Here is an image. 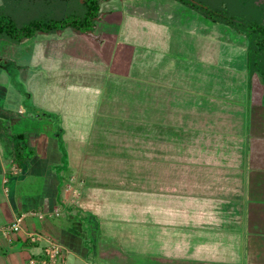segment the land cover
<instances>
[{
  "label": "crops",
  "instance_id": "1",
  "mask_svg": "<svg viewBox=\"0 0 264 264\" xmlns=\"http://www.w3.org/2000/svg\"><path fill=\"white\" fill-rule=\"evenodd\" d=\"M189 13L177 0H101L92 31L44 33L69 39L76 57L94 58L91 82L78 75L70 89H92L95 97L108 82L99 81L104 69L110 75L112 62L132 52L137 65L117 72L151 91L143 195H130L126 183L135 184V175L125 179L119 164L96 156H103L90 142L98 104L87 113L74 104L72 116L42 108L58 116V127L5 107L0 85V108L19 113L10 117L12 131L28 133L37 152L23 166L0 154V226L22 218L19 231H0V264H28L41 252L30 231L60 241L69 264H117L115 248L149 257L148 264H264V94L252 97L248 77L239 81L236 48L222 53L213 35L192 32ZM159 89L167 96L158 97ZM123 234L132 244L122 245Z\"/></svg>",
  "mask_w": 264,
  "mask_h": 264
},
{
  "label": "rangeland",
  "instance_id": "2",
  "mask_svg": "<svg viewBox=\"0 0 264 264\" xmlns=\"http://www.w3.org/2000/svg\"><path fill=\"white\" fill-rule=\"evenodd\" d=\"M195 1L214 12L226 11L230 15L264 24V0ZM75 2H79V0H71L69 6L63 1L60 2L61 8L55 12L56 15L63 16L71 12V9L74 11ZM23 4L25 3L22 0L17 2L14 0H0V7L5 6V11L18 14L19 18L22 16L21 21H17L19 25L28 22L26 20L31 14L33 16L39 14L37 8L27 10L28 4L26 9H23ZM189 11L192 32L207 38L213 35L215 41H220L222 53L228 50L229 45L236 48L237 58L235 63H237L239 81L244 82L248 77L252 85L250 92L252 97L261 100L264 94V77L255 67L249 69L247 57L248 38L227 24L211 21L191 7H189ZM30 12L32 13L30 14ZM77 12H79V9ZM66 29L67 31L70 30V28ZM44 33L47 32H37L35 36L24 38L18 43L7 38H0V85L7 88V93L2 99L4 106L17 110L24 108L26 114H41L44 111L42 108L45 107L65 108V114L72 116L76 114H72V111L75 112L72 108L74 104L77 110L84 111V113H87L90 107L88 105L92 102L93 105L98 104L95 109L96 113L100 108L102 110L100 116L97 114L98 117H94V132L96 134L99 130L103 133L99 132L100 135L97 136L96 134V137L94 134L90 142L91 144L94 143V148L99 147L101 149L99 153L103 152V156H98V153L96 156L99 161H106L111 166L119 164L125 179L126 173L127 179L135 175L131 179H137L136 183L129 184L127 182L126 184L127 187L129 185L135 191L130 192V195H141L142 184H144L142 181L149 179L151 161V91L148 83L146 85L135 84L134 81H131L132 79L137 80L133 76L127 75V77L122 78L119 74V72L124 71L129 74V66L134 67L137 65L136 62L131 60L132 52L125 51L126 61L125 58L120 57L112 62V73L110 72V75L104 69V76L99 81L102 82L106 78L108 82L105 83L106 88L98 94L100 96L95 97L96 92L92 89H70V85L73 84L71 80L76 79L75 76L79 75L78 82L82 79L88 81L92 79L94 74L90 62L94 58L91 55L86 58L85 54L77 56V58L75 56L77 52H71L73 46L69 39L58 37L53 41L52 34ZM261 56V66L264 69V55ZM113 67L115 69H112ZM118 69L119 72H117ZM76 70L78 71L74 75L73 72ZM74 86L76 85L74 84ZM172 94H176V92L169 91L168 96L172 97ZM157 96L166 97L165 89H159ZM102 103L105 104L102 105ZM79 111L77 112L79 113ZM178 138H174L175 143ZM127 224L132 225V221L129 220ZM124 229L128 231V228L125 227ZM121 240L122 245L132 244L130 242L131 238L125 237L124 234ZM112 250H114L113 254L115 256L112 257V260L116 261L117 264L149 263V257H145L146 259H142L141 262L134 259V254L125 250L122 251L121 255L118 254V249ZM92 257L99 258L100 254ZM135 261L137 262L135 263ZM79 263L80 261H78ZM89 263L90 259H86V264Z\"/></svg>",
  "mask_w": 264,
  "mask_h": 264
},
{
  "label": "trees",
  "instance_id": "3",
  "mask_svg": "<svg viewBox=\"0 0 264 264\" xmlns=\"http://www.w3.org/2000/svg\"><path fill=\"white\" fill-rule=\"evenodd\" d=\"M15 2L19 0H14ZM23 9L27 10L37 8V15H32L26 20L28 22L17 24L21 21L18 14L5 11L0 7V38L18 43L24 38L33 37L37 32H55L58 30L71 28L80 32L92 31L95 27V21L99 15L101 0H79L75 2L74 11L63 16H57L56 11L60 9L62 1L69 6L71 0H22ZM194 10L200 12L203 16L213 22H220L229 25L237 32L244 34L249 40L247 50L248 65L251 70L253 67L263 75L264 69L261 66V59L264 55V24L255 20H247L243 17H237L228 14L226 11L214 12L195 0H177ZM61 2V3H60ZM60 3V4H59ZM76 9V10H75ZM79 9V12L77 10ZM261 56V57H260ZM251 81L249 79V86ZM16 111L6 112L0 108V154L5 162H12L18 166L29 165L36 155V147L30 143L29 134L15 133L11 129L10 117L17 116ZM7 115V116H6ZM38 117L46 116L55 119L59 127L58 116L43 111L41 114H35ZM57 127V128H58ZM60 130V128H58Z\"/></svg>",
  "mask_w": 264,
  "mask_h": 264
},
{
  "label": "built area",
  "instance_id": "4",
  "mask_svg": "<svg viewBox=\"0 0 264 264\" xmlns=\"http://www.w3.org/2000/svg\"><path fill=\"white\" fill-rule=\"evenodd\" d=\"M44 218V215H40ZM22 218L19 217L15 222L0 226V231L3 233H12L21 229ZM28 239L33 242L43 243L42 250L39 254L30 257L28 264H69V250L58 240L49 235L30 231Z\"/></svg>",
  "mask_w": 264,
  "mask_h": 264
}]
</instances>
